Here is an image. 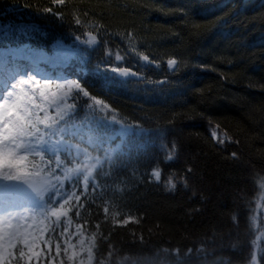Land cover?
Here are the masks:
<instances>
[{
	"label": "trees",
	"instance_id": "obj_1",
	"mask_svg": "<svg viewBox=\"0 0 264 264\" xmlns=\"http://www.w3.org/2000/svg\"><path fill=\"white\" fill-rule=\"evenodd\" d=\"M47 7L62 19L33 10ZM4 10L6 23L35 30L0 35V45L29 41L51 51L61 41L89 48L88 70L73 74H80L82 89L135 125L162 130L143 135L145 150L105 160L94 171L99 190L91 185L71 214L95 238L92 264H264V0H0ZM89 33L96 42L81 43ZM129 44L158 66L145 68L146 80L116 77L112 89L102 87L95 63L122 55L127 59L118 63L133 66ZM169 59L178 62L174 70ZM162 79L167 83L157 84ZM71 102L68 125L91 112L82 92L75 90ZM212 126L230 142L215 141ZM173 141L178 151L169 161ZM154 169L160 182L150 175ZM15 252L12 261L23 264L19 247Z\"/></svg>",
	"mask_w": 264,
	"mask_h": 264
},
{
	"label": "rangeland",
	"instance_id": "obj_2",
	"mask_svg": "<svg viewBox=\"0 0 264 264\" xmlns=\"http://www.w3.org/2000/svg\"><path fill=\"white\" fill-rule=\"evenodd\" d=\"M95 28L98 29V32H101V28ZM120 37L124 42L122 36ZM62 45L59 48L55 47V45L51 52H47L42 48L33 47L28 42L17 47H0V50H3L0 51L1 93L3 92V83L14 81L19 76L27 79V73H32L36 76L40 87L43 86L45 78L51 80L50 87L43 89L48 95V101L39 99V90L34 91L32 87L25 86V90L29 94L38 97L37 103L43 104L48 109L47 113L40 111L39 115H47L49 122L47 124L40 123L38 126L42 129H47L49 133L46 135L43 134V136H40V139H31L33 143L40 145L38 149L33 150L28 148L23 150L29 155V167L32 173L30 177L37 180L42 190L36 194L21 195L14 191L15 184L21 180L13 182L0 180V198H2L0 200V214H23L27 212V219L23 222L32 225L33 228L31 230L47 226L48 230L43 235L45 240H52L53 252L55 251V243L59 241L61 244V255L56 259V264L63 262L68 264H92L96 245L95 238L89 235L71 218V214L79 208L82 197L85 194L84 192L81 194L78 193L81 190L83 179H89V191L92 182L95 181L93 172L95 168H98L102 164L105 158L111 159L123 152L129 146L130 137L134 141V146L142 150L146 149L148 140H144L143 135L139 134L141 133L139 129H132V131L122 129L117 121H121L126 125L135 124L128 121L103 100L96 98V101L100 102L96 103L91 99L93 96L87 97L90 102L89 106L92 108L90 115L81 123L73 124L69 128L65 127L64 120L71 113V97L76 89L69 92L67 88L60 90L55 87L58 83H64L65 77L69 73L63 61L74 54L83 57V59L79 62L74 60L72 63L85 67L93 59V53L89 48H81L65 43H62ZM131 45H126L128 47L126 48L127 52H130L127 56L133 58L135 65L142 67L143 62L137 63V59L132 55ZM37 60H41L43 64L36 65ZM84 61L87 63L84 64ZM104 62L100 58L98 63L95 64L103 67ZM113 63L114 65L117 64V62ZM67 78L76 79L72 75H67ZM53 93L55 94L54 96L52 95ZM113 117L117 121H112ZM125 131L128 134L126 136L121 135ZM133 131H135V135L137 134L135 137H132ZM213 132L216 134L215 137L212 135ZM210 133L215 141L220 143L223 140V143L220 144L230 142V138L216 126L210 127ZM168 152H166L167 155ZM5 159V156L0 153V165L5 163ZM65 175L70 176L69 183L65 184L63 181L62 189H60L59 184L56 187L61 191L69 193V196L64 197V199L68 200V203L64 205L63 209L67 212V216H62L59 224L55 225L56 218L52 217L50 212L54 208L59 209L60 204H63L64 200H58L57 203H52L49 197L51 196L57 179ZM73 192H75L76 196L80 197L79 202L76 201L74 196H71ZM46 201H48V204L45 214H43ZM262 201L263 190L255 201L256 206L252 220L254 230L258 228V218ZM12 223L16 224L17 221L12 220ZM66 223L67 227L65 228ZM53 226L57 228L56 233L51 231ZM59 232H64L65 235L61 238L58 236ZM64 240L74 245L67 254L63 251L65 247ZM81 241H83L82 245ZM17 247L20 248V245L18 244ZM46 247V245L41 244V248ZM73 252L76 255L73 256L72 260H69L68 256H71ZM12 264L16 263L12 261ZM45 264H47L46 261Z\"/></svg>",
	"mask_w": 264,
	"mask_h": 264
},
{
	"label": "snow or ice",
	"instance_id": "obj_3",
	"mask_svg": "<svg viewBox=\"0 0 264 264\" xmlns=\"http://www.w3.org/2000/svg\"><path fill=\"white\" fill-rule=\"evenodd\" d=\"M53 4L63 5L65 0H52ZM21 8L28 7L27 5H21ZM42 15H52L57 19H62L63 14L61 12H53L51 7L43 9H33ZM19 20L23 21L25 17L23 13L20 12V9L13 10ZM8 15V10L0 11V35L4 38H7L13 31L20 36H27L30 31L35 30L34 25L29 24H13L6 23L3 20V17ZM77 25L81 24L79 18L75 20ZM100 27V26H97ZM89 38L87 40L81 41L84 44H93L96 42V36H93L91 33L88 34ZM76 40H80V37H76ZM63 46L61 41H57V48ZM68 47V46H64ZM3 51V50H0ZM42 51V50H40ZM132 55L137 59V63L143 62L142 67H157L156 61L154 58L149 55H143L136 52L135 48L131 49ZM55 54V52H54ZM83 57L76 55H71L63 61L66 67H71L72 62L75 60L77 62L81 61ZM127 57L122 55H115V62H123ZM6 63V61H5ZM87 62L84 61V64ZM169 68L177 65V60L169 59L166 61ZM88 69L84 66L81 67V72L87 71ZM96 78L102 81V87L112 89L113 83L116 80V77L122 78V81H127L128 78L132 77L137 81L143 80L144 76L141 75L139 69L134 70V66H121L119 63H113V59L110 58L104 62V66L99 65L95 66L92 69ZM67 75H71L68 73ZM65 77L64 83H58L55 85L57 89L63 90L65 88L71 92L73 89L77 90V95L82 92L84 97H88L89 93L82 89L80 84V74L77 73L76 79H69ZM28 78L25 79L23 76L17 77L16 80L11 82L3 83V92L0 93V153L5 156V163L0 165V180L5 182H13L19 180L27 181L32 175L29 167V155L24 152V149L31 148L36 150L40 147L38 143H33L31 139H28L33 136V132L29 131V128L35 129L38 124L49 122V117L47 115H39L40 111L47 113L48 109L43 106L41 103H37L38 97L32 94H29L25 90V86L28 85L33 88V90H39V99L48 101V95L43 89L50 87L51 80L45 78L44 84L42 87L39 86V81H37L36 76L32 73H27ZM162 83H167V81H162ZM55 95L54 93L52 94ZM67 95V93H65ZM74 99V97H73ZM96 103V97H91ZM112 121H117L115 118H112ZM122 129L132 131V129H139L143 135H159L162 130H148L142 128L141 125H126L121 121H117ZM128 132H122L121 135H127ZM212 135L215 137V133ZM135 131H133L132 137H135ZM223 143V140L220 141ZM134 141L129 139V148L130 151L133 150ZM178 151L175 142H171L170 150L166 156L167 160L175 159V154ZM235 159L237 158L236 153L231 154ZM190 172L191 169H188ZM150 175L155 179L156 182H160L161 173L159 170H152ZM64 179H68L65 175ZM181 183H184L186 186V180H181ZM60 185V189L63 188V180L61 178L57 179L55 187L51 192L49 200L52 203H57L58 200H64L63 204H60L59 209H52L50 215L55 217V225H58L60 218L62 216H67V212L64 211V205L68 203L67 199H64L65 196H69V193L57 189L56 185ZM89 179H83L81 191L87 196L88 192ZM166 186L169 191L176 188V183L171 179L166 178ZM93 191H98L96 187V182H92ZM71 196H74L76 201L79 202L80 197L75 195V192L71 193ZM2 200V198H0ZM48 201L45 203V208L43 214L47 207ZM107 209H105V212ZM27 213V212H26ZM26 213H9V214H0V264H12V260L16 259V248L17 244L20 245L19 248V259L23 264H56V259L61 255V244L59 241L55 243V251L53 252V242L51 239L45 240L43 233L48 230L47 226L44 228H37L36 230H31L32 225L25 224L23 221L27 219ZM77 215L79 213L77 212ZM12 220H16L17 223L13 224ZM70 223V221H68ZM67 223L65 224V228ZM78 230V229H77ZM51 231L53 233L57 232L55 226L52 227ZM64 232H59L58 236L63 237ZM64 253L67 254L70 249L74 247L67 240L63 241ZM41 244L46 245V248H41ZM83 241H81V245ZM26 249V250H25ZM89 251H91L89 249ZM200 251V250H198ZM76 253L73 252L71 256H68L69 260H72L73 256ZM188 255H191V250H189Z\"/></svg>",
	"mask_w": 264,
	"mask_h": 264
},
{
	"label": "water",
	"instance_id": "obj_4",
	"mask_svg": "<svg viewBox=\"0 0 264 264\" xmlns=\"http://www.w3.org/2000/svg\"><path fill=\"white\" fill-rule=\"evenodd\" d=\"M176 66H173L171 69H174ZM142 76H144L143 74H141ZM132 78V77H130ZM164 81V80H162ZM162 81H159L158 83L162 84ZM26 183L29 184L28 188H24L21 187V185L18 186V190L21 192H25V193H35L39 191V187L37 186L36 182L32 179H28L27 181H25Z\"/></svg>",
	"mask_w": 264,
	"mask_h": 264
},
{
	"label": "bare ground",
	"instance_id": "obj_5",
	"mask_svg": "<svg viewBox=\"0 0 264 264\" xmlns=\"http://www.w3.org/2000/svg\"><path fill=\"white\" fill-rule=\"evenodd\" d=\"M90 28V27H89ZM90 30V29H89ZM92 30V29H91ZM93 30H94V28H93ZM98 30V29H97ZM84 32V31H83ZM86 32V31H85ZM92 32V31H91ZM94 32H95V30H94ZM81 34H83V33H81ZM81 34H80V36H81ZM88 35V34H87ZM84 36V35H83Z\"/></svg>",
	"mask_w": 264,
	"mask_h": 264
}]
</instances>
